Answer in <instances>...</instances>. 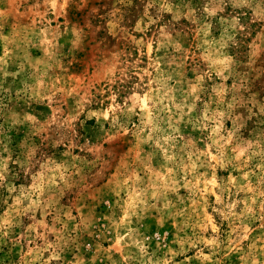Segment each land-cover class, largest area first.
Masks as SVG:
<instances>
[{
	"label": "rangeland",
	"instance_id": "1",
	"mask_svg": "<svg viewBox=\"0 0 264 264\" xmlns=\"http://www.w3.org/2000/svg\"><path fill=\"white\" fill-rule=\"evenodd\" d=\"M0 264H264V0H0Z\"/></svg>",
	"mask_w": 264,
	"mask_h": 264
}]
</instances>
